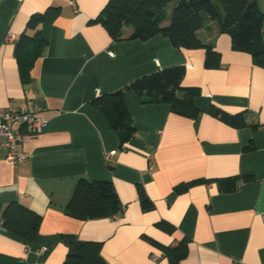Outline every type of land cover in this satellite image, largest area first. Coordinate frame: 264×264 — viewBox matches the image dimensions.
Segmentation results:
<instances>
[{
	"label": "crops",
	"instance_id": "crops-1",
	"mask_svg": "<svg viewBox=\"0 0 264 264\" xmlns=\"http://www.w3.org/2000/svg\"><path fill=\"white\" fill-rule=\"evenodd\" d=\"M108 1L0 0V106L37 105L36 115L46 121L40 132L23 130L30 137L25 162L9 161L0 145V214L20 202L43 216L32 241L0 221V264H64L61 234L102 242L108 264H173L166 247L183 240L188 253L177 264H264V66L234 49L216 21L203 29V40L220 52L217 68L205 66L204 48L180 49L162 34L114 40L102 23L90 21ZM256 1L264 13V0ZM51 6H60L59 15L41 26L47 45L24 82L16 42L30 17ZM178 64L187 68L182 85L200 88L199 118L178 114L169 103L144 104L128 92L136 131L122 142L92 100ZM212 104L244 111L247 126L212 115ZM230 176L250 178L225 191ZM82 177L112 181L123 211L88 220L69 215L66 206ZM198 178L213 181L175 191ZM142 192L153 208L143 207Z\"/></svg>",
	"mask_w": 264,
	"mask_h": 264
},
{
	"label": "trees",
	"instance_id": "trees-1",
	"mask_svg": "<svg viewBox=\"0 0 264 264\" xmlns=\"http://www.w3.org/2000/svg\"><path fill=\"white\" fill-rule=\"evenodd\" d=\"M59 12L60 6H51L32 15L16 42L15 54L24 82L30 81L31 70L47 45L41 26L53 22ZM90 21L102 23L114 40H147L162 34L177 48H204L205 66L217 68L220 52L212 43L203 40V29L211 21H216L219 30L231 36L234 49L250 52L256 63L264 66V13L256 0H109L98 16ZM186 71L185 65L178 64L144 74L117 90L97 96L92 103L106 115L122 142L128 141L136 131L126 103L128 92L137 94L144 104L169 103L172 111L197 120L202 109L196 105L195 99L201 91L196 86L182 85ZM179 91H184V96L179 97ZM209 112L233 126H247L244 111L232 114L212 104ZM249 178L230 176L224 189L233 191L241 180ZM210 181L213 179H194L176 185L175 191L180 193ZM141 200L145 209L154 207L144 192ZM123 209L112 181L84 177L79 179L66 206L69 215L81 220L117 216ZM42 220L41 214L20 202L7 204L0 214V221L7 230L29 241L39 235ZM60 237L68 247L64 264H108L101 254L102 242L80 240L73 234H61ZM166 253L172 263L177 264L187 256L188 244L183 240L177 246L166 247Z\"/></svg>",
	"mask_w": 264,
	"mask_h": 264
},
{
	"label": "built area",
	"instance_id": "built-area-1",
	"mask_svg": "<svg viewBox=\"0 0 264 264\" xmlns=\"http://www.w3.org/2000/svg\"><path fill=\"white\" fill-rule=\"evenodd\" d=\"M72 5L78 11L76 2L73 1ZM8 39H13V36L9 34ZM34 107L31 110L27 104L0 106V136L3 137L0 145L7 150V159L14 164L23 163L29 157L24 151V144L30 137L23 130L37 133L46 125V121L36 115L41 108L37 105ZM114 154L115 152H111L110 156ZM262 219L264 220V213Z\"/></svg>",
	"mask_w": 264,
	"mask_h": 264
}]
</instances>
